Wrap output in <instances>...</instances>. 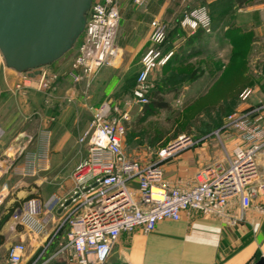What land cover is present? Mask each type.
<instances>
[{"label":"built area","instance_id":"obj_1","mask_svg":"<svg viewBox=\"0 0 264 264\" xmlns=\"http://www.w3.org/2000/svg\"><path fill=\"white\" fill-rule=\"evenodd\" d=\"M119 1L92 0L84 31L76 43L74 57L66 72L73 83L89 87L102 68L117 63L119 50L114 39L120 20ZM134 2L141 4V0ZM179 25L191 32L202 30L208 34L212 30L211 18L204 7L184 14ZM148 41L149 47L141 58L132 90V99L140 106L148 103V80L151 75L163 67L173 54L161 49L165 41V25L160 21L150 23ZM45 68H38L35 80L29 75L31 71L19 73L21 81L15 86V91H22L34 82L37 92H50L59 75ZM249 94L250 91L246 90L240 98L244 100ZM88 111V126L77 138V143L86 147V155L74 169L69 197L61 199L53 195L44 202L29 200L12 216L15 224L41 218L34 223L41 229L53 212L59 210L61 219L55 235L65 225L68 227L64 244H60L46 258L47 243L28 264H46L57 257H64L69 264H104L121 232L140 228L144 233H150L163 220H179L182 212L214 215L234 228L244 221L252 200L264 197V103L224 118L212 135L219 139L225 136L234 142V147L230 154L223 147L224 162L214 163L198 172L194 185L190 187L161 184L162 171L159 167L161 160L190 145L189 138H184L185 144L176 142L173 147L161 149L158 161L143 164L127 157L124 152L129 110L103 102L89 106ZM2 135L0 128V139ZM25 137L28 142L33 140L31 136ZM39 137L41 146H47V132ZM45 160V155L37 154L23 166H14L5 156L0 161V174L10 172L16 176H31L40 169L39 162ZM232 199L238 201L236 212L229 207ZM67 200L69 204L64 206ZM2 202L3 196L0 195V205ZM24 252V244H13L8 251L7 264H22Z\"/></svg>","mask_w":264,"mask_h":264},{"label":"crops","instance_id":"obj_2","mask_svg":"<svg viewBox=\"0 0 264 264\" xmlns=\"http://www.w3.org/2000/svg\"><path fill=\"white\" fill-rule=\"evenodd\" d=\"M143 1L141 0V3ZM190 3L206 6L208 12L220 15L218 18L222 19L223 23L230 17L231 26L241 30L250 47L251 57V87L247 89L250 94L246 99H241V110L264 103V0H249L242 8H237L233 0H178V4L183 8ZM171 4L173 7V0H147L145 12L140 10L141 12L135 13L129 5L138 8L140 4H136L134 0L118 2L121 22L116 46L119 59L116 64L121 62V53L128 41L135 42L136 49L149 44L150 23L153 20L166 22L170 16ZM126 14H130L135 21L126 24ZM69 65V62L61 64L56 70L61 73L59 82L70 81L66 76ZM35 71L38 73V69L31 70ZM37 73L33 74L34 80ZM20 81L21 75L8 69L0 56V128L3 130L2 138H7L0 157L4 159L13 142L21 134H28L24 130L30 129L32 131L28 136L33 138L32 143L16 147L13 165L23 166L37 154L45 155L46 160L39 162L40 169L33 175L16 176L9 172L6 174L16 177L17 180L11 184H0V195L3 196L0 205V264H7L9 248L16 243L25 246L22 264L32 262L47 243L49 249L46 258L59 248L66 239L64 232L60 231L55 235L61 217L59 210L49 217L41 229L34 225L41 218L15 224L12 216L24 202L40 200L37 199V185L45 180L43 174L50 169L73 171L86 155V150L84 154L77 153V106L67 107L63 103L53 102V111L48 115L44 112L48 102L44 101L42 95L37 98L31 95L36 92L35 83L32 82L22 91H15V86ZM87 112L89 114L88 107ZM45 132L48 134V144L42 147L39 135ZM229 203L231 211L236 212L238 201L232 199ZM53 237L54 239H51ZM261 255H264V197H257L252 200L244 221L234 228L228 226L220 217L188 211L182 212L177 221L159 222L150 233H144L140 228L121 232L104 264H249ZM46 264L69 263L64 257H57Z\"/></svg>","mask_w":264,"mask_h":264},{"label":"rangeland","instance_id":"obj_3","mask_svg":"<svg viewBox=\"0 0 264 264\" xmlns=\"http://www.w3.org/2000/svg\"><path fill=\"white\" fill-rule=\"evenodd\" d=\"M173 1L174 6L171 4L167 23H163L165 41L161 47L163 52L172 51L173 54L167 65L155 70L148 80V100L152 102L159 99L165 107H154L151 102L144 107L133 101L132 90L140 70V61L149 44L136 49L135 42L132 41H128L124 46L119 65L102 68L89 87L72 81L59 82L61 73L56 70L61 64L71 62L75 44L60 60L53 63L50 69L45 68L59 75L52 90L44 94L36 91L31 95L35 98L42 95L44 101L48 102L44 108L48 115L53 111V102L74 108L76 105L79 112L78 134L88 126L89 106L110 102L121 110H129L124 152L127 157L143 164L158 161L161 149L173 147L176 142H184V138H189L190 145L177 150L170 158L161 160L159 167L162 171L161 184L190 187L195 183V175L206 166L224 162L223 147L229 154L234 147L233 141L227 140L225 136L219 139L213 136L212 132L219 129L228 114L243 108L240 96L251 87V57L247 40H244L240 29L236 30L231 26L230 17L223 23V20L218 18L219 15L211 12L210 18L215 16L211 22V32H191L181 29L179 25L183 15L196 8L204 7L207 11L208 8L196 3H190L183 8L178 4V0ZM146 2L147 0H144L138 8L133 5L129 7L131 6V11L135 13L145 12L148 6ZM128 12L130 13L129 10ZM124 20L129 25L135 18L126 14ZM120 22L121 16L115 33V46L118 43ZM35 72H30L29 75L33 77V74L37 73ZM31 131L24 130L29 135ZM28 134H21L8 149H16L24 143L30 145L32 142H28L25 137ZM200 138L205 139L198 141ZM6 141L5 136L0 141V154ZM77 146V153L84 154L86 147ZM1 159L3 158L0 157ZM73 172L74 170L50 169L43 174L45 180L37 185V199L47 201L55 194L61 199L68 198L72 190ZM0 177V184H11L17 180L9 174ZM60 230L66 238L67 225ZM65 242L66 239L62 244Z\"/></svg>","mask_w":264,"mask_h":264},{"label":"water","instance_id":"obj_4","mask_svg":"<svg viewBox=\"0 0 264 264\" xmlns=\"http://www.w3.org/2000/svg\"><path fill=\"white\" fill-rule=\"evenodd\" d=\"M92 0H0V56L23 73L51 65L84 31ZM15 150L5 156L13 162ZM69 204L67 200L64 206ZM249 264H264V255Z\"/></svg>","mask_w":264,"mask_h":264},{"label":"trees","instance_id":"obj_5","mask_svg":"<svg viewBox=\"0 0 264 264\" xmlns=\"http://www.w3.org/2000/svg\"><path fill=\"white\" fill-rule=\"evenodd\" d=\"M234 1V3H235V5L237 6V8H242L249 0H233ZM209 14H210V12H209ZM218 16V15H217ZM220 16V15H219ZM210 17H211V15H210ZM213 19H215V16H213ZM212 18H211V22H212V20H213ZM78 41V40H77ZM77 43V42H76ZM76 46V45H75ZM74 52H75V50H74ZM170 60V59H169ZM168 60V61H169ZM168 63V62H167ZM167 63L165 64V65H167ZM151 101H149L148 100V103L146 104V105H144V107H146L147 105H150L149 103H150ZM151 104H152V106H154V107H157V108H162V107H165V104L164 103H162L159 99H156V100H152V102H151Z\"/></svg>","mask_w":264,"mask_h":264}]
</instances>
